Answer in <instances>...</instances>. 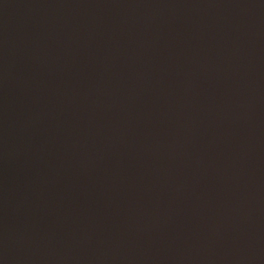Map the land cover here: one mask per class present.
<instances>
[{
    "label": "water",
    "instance_id": "95a60500",
    "mask_svg": "<svg viewBox=\"0 0 264 264\" xmlns=\"http://www.w3.org/2000/svg\"><path fill=\"white\" fill-rule=\"evenodd\" d=\"M0 264H264V0H0Z\"/></svg>",
    "mask_w": 264,
    "mask_h": 264
}]
</instances>
